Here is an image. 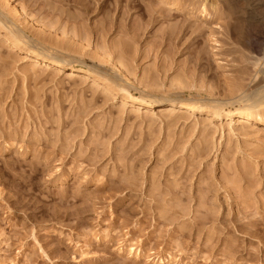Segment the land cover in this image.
<instances>
[{"label": "rangeland", "instance_id": "374dc122", "mask_svg": "<svg viewBox=\"0 0 264 264\" xmlns=\"http://www.w3.org/2000/svg\"><path fill=\"white\" fill-rule=\"evenodd\" d=\"M7 2L72 61L0 26V264H264V120L228 108L264 83V0ZM119 64L222 109L128 101L93 72Z\"/></svg>", "mask_w": 264, "mask_h": 264}, {"label": "bare ground", "instance_id": "6f19581e", "mask_svg": "<svg viewBox=\"0 0 264 264\" xmlns=\"http://www.w3.org/2000/svg\"><path fill=\"white\" fill-rule=\"evenodd\" d=\"M7 0H5L6 2ZM10 0H8V4L10 3L9 2ZM248 0H246L247 2ZM11 4V3H10ZM212 4V3H211ZM248 4V3H247ZM11 6V5H10ZM16 6V5H15ZM174 7V6H173ZM204 7V6H203ZM12 8V7H10ZM17 8V7H16ZM205 8V7H204ZM13 10H14V17L15 14H17L16 12V9L15 7L13 6ZM18 10V9H17ZM20 10V9H19ZM204 11V10H203ZM16 12V13H15ZM21 12V10H20ZM19 14V13H18ZM22 14V13H21ZM21 18V17H20ZM23 18V17H22ZM18 20L17 17L16 18H13V19H10L4 12L3 10L0 8V26L3 28V31L6 30L9 35H11L13 37V39H15L16 41H18L19 43H23L24 45H26L27 47L29 46L32 54L34 55L35 58H40L44 61H48V62H52L58 66H65L67 65L68 63H71V59L67 58L66 56H61L63 55L62 53L60 54V52H57L56 50L53 51V48L51 47L50 44H48V46H44L45 44L42 43L41 45V42H35L34 40H29V38L25 37V33H23V31L17 26L16 24V21L14 20ZM27 19V18H26ZM20 20V19H19ZM250 20V19H249ZM252 20V18H251ZM249 25V24H248ZM253 25V24H252ZM250 26V25H249ZM249 28V27H248ZM236 29V28H235ZM25 34V35H24ZM172 37V36H171ZM173 40V39H171ZM259 41V40H258ZM35 42V43H34ZM248 42V41H247ZM255 42V41H254ZM261 43V41H260ZM259 43V44H260ZM16 44V43H15ZM40 44V45H39ZM47 44V43H46ZM50 45V46H49ZM261 46V45H260ZM19 47V46H18ZM258 47V46H257ZM22 48V47H21ZM20 49V48H19ZM97 50V49H96ZM28 52V51H27ZM57 52V54H56ZM263 52V51H262ZM60 54V55H58ZM102 54V53H101ZM82 55V54H81ZM102 55H105V54H102ZM72 57V56H70ZM80 58H82V56L79 55ZM101 57V56H100ZM103 58H101V60L103 61V59H108L107 56H102ZM106 57V58H104ZM74 60V56L72 58ZM111 59V58H110ZM76 62H81L80 60H77L75 59ZM84 61V60H83ZM112 62V60H110ZM109 61V62H110ZM257 61V60H256ZM35 62V61H34ZM41 62V61H40ZM43 62V61H42ZM47 62V63H48ZM103 62H107V60L103 61ZM38 63V62H37ZM46 63V64H47ZM84 63V62H83ZM117 63V62H116ZM53 64V66H55ZM82 64V63H81ZM110 64H113V63H110ZM109 64V65H110ZM116 65V64H115ZM114 65V66H115ZM118 65V64H117ZM120 65V64H119ZM51 66V65H50ZM112 67H114L113 65H111ZM66 67V66H65ZM73 67V66H72ZM88 67V66H87ZM92 67L93 66H89ZM61 68V67H60ZM95 68V67H93ZM117 68V66H116ZM120 68H123L121 65L120 67L117 68V73L116 71L112 74L111 73H106V72H98L97 70L96 71H93V72H97L96 74H98L100 77H101V80L105 83L106 86H110L111 87H114L118 92L122 93L125 95L126 99L128 101H131V102H134L138 105H143V106H148V107H152L154 105H158L160 103H162L163 101H168L172 104H176V103H179L180 104V107L181 105L183 107H186L188 108L189 110H192V111H195V110H201L203 107H219L223 104L220 103V101L218 102L217 100H204V99H200V98H185V97H178V98H171V99H164V98H160L161 96H157V94H151L149 92H143L142 90L140 91L138 89V92L133 93L132 92V89H136L135 91H137V88H135L133 85H132V81L133 79H131L129 77V75H126L124 73H122L120 70ZM59 69V68H58ZM65 69V68H64ZM79 69V68H77ZM262 69V68H261ZM81 70V69H80ZM90 70V69H89ZM93 70V69H92ZM103 70V69H102ZM124 70V69H123ZM72 71V70H71ZM88 71V70H87ZM73 72V71H72ZM126 72V71H125ZM79 73V72H78ZM84 74V72H82ZM81 73V74H82ZM91 73V72H90ZM75 74V73H73ZM128 74V73H127ZM128 76L130 78V81L126 76ZM87 77V76H86ZM92 77V76H91ZM94 77V76H93ZM92 77V78H93ZM257 77V76H256ZM100 79V78H99ZM264 79V78H262ZM94 80V79H93ZM100 81V80H99ZM262 80H260L261 82ZM101 82V81H100ZM102 82V83H103ZM135 82V81H133ZM263 82V81H262ZM95 83V81H94ZM257 83V82H256ZM140 83H138L139 85ZM258 84V83H257ZM261 84V83H260ZM100 85H102L100 83ZM99 85V86H100ZM137 86V85H136ZM103 87V86H102ZM185 87V86H183ZM256 87V85H255ZM106 88V87H105ZM141 88V87H140ZM181 88V87H180ZM241 89V88H240ZM248 89V88H247ZM114 90V89H113ZM150 91V90H149ZM235 91V90H234ZM239 91V90H238ZM236 93V92H235ZM236 95V94H234ZM168 96V95H166ZM179 96V95H178ZM124 100V99H122ZM124 102V101H122ZM127 102V101H126ZM229 102V101H228ZM125 103V102H124ZM224 103V102H223ZM123 104V103H122ZM229 107H234V109L236 110V113L240 116H250V117H254V118H258V119H262L264 120V118H262L261 114L260 113H263V110H264V83L257 86L254 90L252 89L251 91L249 92H244V91H241V93L239 92L238 95L232 97L230 99V102L228 103ZM126 105V104H125ZM170 105V104H169ZM175 106V105H174ZM177 106V105H176ZM142 107V106H141ZM158 107V106H157ZM219 107V108H221ZM226 107H227V103H226ZM206 108V109H208ZM217 108V109H219ZM224 108V106H223ZM222 109V108H221ZM182 110V109H181ZM216 110V108L214 109ZM225 110V109H224ZM188 111V110H187ZM212 111V110H211ZM222 111V110H221ZM217 112V111H215ZM231 112H232V109H229L228 110V115H231ZM215 115V114H214ZM218 115V114H217ZM237 117V115H236ZM264 117V116H263ZM248 119V118H247ZM253 119V118H252ZM242 120V119H241ZM250 121V120H249ZM264 124V123H263Z\"/></svg>", "mask_w": 264, "mask_h": 264}]
</instances>
